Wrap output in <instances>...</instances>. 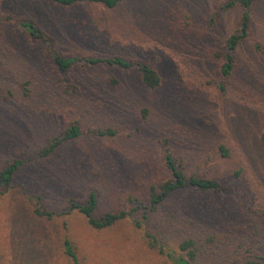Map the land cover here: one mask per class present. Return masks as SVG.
Here are the masks:
<instances>
[{"label": "rangeland", "instance_id": "rangeland-1", "mask_svg": "<svg viewBox=\"0 0 264 264\" xmlns=\"http://www.w3.org/2000/svg\"><path fill=\"white\" fill-rule=\"evenodd\" d=\"M222 1L121 0L106 9L0 0V16L34 20L55 39L49 47L63 54L141 58L161 75L151 90L135 69L79 62L61 71L47 43L0 19V169L34 156L0 193L2 264H74L65 238L82 264H173L149 246L148 228L174 250L185 234L210 239L216 252L209 264L264 257V53L245 46L234 76L221 75L215 51L239 19L229 11L212 23ZM254 15V36L264 46V0L256 1ZM71 123L83 135L39 156ZM106 127L118 134L87 133ZM166 148L187 175L215 178L222 189L188 186L152 211V187L172 177ZM91 191L99 198L95 215H130L108 228L91 227L68 202ZM34 194L56 211L53 218L34 213Z\"/></svg>", "mask_w": 264, "mask_h": 264}, {"label": "trees", "instance_id": "trees-1", "mask_svg": "<svg viewBox=\"0 0 264 264\" xmlns=\"http://www.w3.org/2000/svg\"><path fill=\"white\" fill-rule=\"evenodd\" d=\"M55 5L63 8L74 7L78 4L88 2L94 5H99L106 9H113L121 0H50ZM257 0H223L219 5V10L212 17V23L220 20L222 14L229 11H238V25L224 40L221 50L215 51V55L220 61L219 71L224 78L234 76L236 69L240 64V54L245 46L252 47L258 53H264L262 40L254 36V6ZM5 17V18H4ZM14 20L18 22L24 29L27 38L33 41L47 43L48 51L51 54L57 68L61 71H69L76 63L90 64L98 66L100 64L116 66L124 71L137 70L142 83L155 90L161 84V75L157 69L148 61L141 58H129L122 55L114 56H87V55H69L59 52L55 47H49L50 42L55 39L48 35L46 30L37 25L34 20L25 18H13L12 14L0 16V19ZM249 44V45H248ZM112 82H118L117 79H112ZM149 109L142 108V114L146 116ZM81 127L77 123H71L58 135L50 138L44 147L41 148L39 156H49L54 154L64 143L77 139L83 135ZM93 137H115L118 131L112 127L93 128L87 132ZM224 156H228V149L224 145L220 146ZM34 156H24L15 158L12 161H7L5 166L0 169V193L2 189L6 190L14 184L16 175L27 164H30ZM164 160L167 167L170 169L172 177L160 183L158 186L152 187L150 197V208L157 210L167 198L174 192L188 186H192L200 192H217L222 189V183L215 178L204 176L187 175L179 168L177 161L169 148H166ZM238 172H236L237 174ZM35 208L34 213L38 216L53 218L56 215L55 210L47 209L44 205L42 195L34 194ZM72 210H77L88 221V224L95 229H104L115 225L120 220L127 218L130 212L121 210L119 212L108 211L102 215H95L99 207V198L95 191H91L88 198L85 200L70 198L68 200ZM139 208V206H136ZM148 214V213H146ZM264 215V210H263ZM148 218V215L144 216ZM176 217L173 216L172 219ZM137 227L141 228L143 223L139 220L135 221ZM145 239L149 246L163 256L167 262L173 264H209V256L216 252L215 247L211 248L210 239H204L200 235H183L179 240V250L170 248L165 241L161 240L156 233L148 228L144 232ZM70 238L64 239L65 254L73 261L74 264H82L80 257L76 251V247ZM0 264L1 260H0ZM237 264H264V257L248 256L247 259L240 261Z\"/></svg>", "mask_w": 264, "mask_h": 264}]
</instances>
